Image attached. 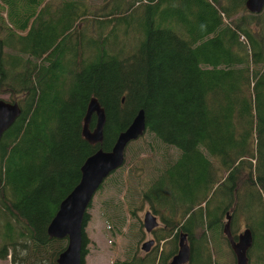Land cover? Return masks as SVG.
Returning a JSON list of instances; mask_svg holds the SVG:
<instances>
[{
  "label": "trees",
  "instance_id": "obj_1",
  "mask_svg": "<svg viewBox=\"0 0 264 264\" xmlns=\"http://www.w3.org/2000/svg\"><path fill=\"white\" fill-rule=\"evenodd\" d=\"M0 92L22 109L0 139L1 258L57 264L67 239L48 226L61 201L85 159L110 149L144 108L146 132L179 150L142 191L167 226L158 264L178 251L179 231L189 263L226 264L224 225L229 213L237 238L240 207L252 219L250 264H264V9L251 12L246 0H0ZM93 97L106 113L102 143L83 133Z\"/></svg>",
  "mask_w": 264,
  "mask_h": 264
},
{
  "label": "rangeland",
  "instance_id": "obj_2",
  "mask_svg": "<svg viewBox=\"0 0 264 264\" xmlns=\"http://www.w3.org/2000/svg\"><path fill=\"white\" fill-rule=\"evenodd\" d=\"M136 25L140 27L139 18ZM0 97L11 101L9 93L0 92ZM146 131L132 141L122 167L107 179L104 187L96 192L92 200V206L89 208L91 218L86 225L89 252L84 264H111L115 260L133 256H153L154 264H158L162 249L169 251L168 237L160 242L158 238V235L163 233L162 228L167 227L160 214L154 211L160 221L155 230L149 232L144 225L145 214L152 208L149 201L142 198V191L147 187V182L159 173L166 158L176 157L179 150ZM248 219L246 212L240 207L235 224L237 234L247 226ZM149 239H154L155 244L148 253L142 248V244ZM158 244L159 251L156 250ZM222 247L227 251L222 262L225 260L226 264H236V257L234 262V251L228 239L222 241ZM0 264H13L11 254L6 258L0 257Z\"/></svg>",
  "mask_w": 264,
  "mask_h": 264
},
{
  "label": "water",
  "instance_id": "obj_3",
  "mask_svg": "<svg viewBox=\"0 0 264 264\" xmlns=\"http://www.w3.org/2000/svg\"><path fill=\"white\" fill-rule=\"evenodd\" d=\"M246 6L251 12L258 13L264 9V0H246ZM21 111V106L17 101L0 97V139ZM93 113L97 114V123L94 128H91L89 124ZM105 121V108L96 97H93L88 106L83 128V133L90 142H103ZM146 130V112L144 108H140L131 123L118 134L110 149H104L101 146L85 159L81 166L79 182L61 201L48 226L50 236L67 239L64 250L57 258V264H83L84 220L90 203L105 179L124 164L128 144L140 137ZM227 216L224 231L234 251L236 264H250L248 252L254 242L253 231L246 226L236 238L231 230V215L228 213ZM159 223L157 215L152 210H148L144 218L147 231H151ZM178 236V251L168 264H186L191 259L192 250L188 233L179 231ZM154 244L155 240L149 239L143 242L142 248L149 251Z\"/></svg>",
  "mask_w": 264,
  "mask_h": 264
},
{
  "label": "flooded vegetation",
  "instance_id": "obj_4",
  "mask_svg": "<svg viewBox=\"0 0 264 264\" xmlns=\"http://www.w3.org/2000/svg\"><path fill=\"white\" fill-rule=\"evenodd\" d=\"M156 215H157V214H156ZM157 217H158V215H157ZM143 222H144V221H143ZM152 230H154V228H153ZM152 230H151V231H152ZM149 232H150V231H149Z\"/></svg>",
  "mask_w": 264,
  "mask_h": 264
}]
</instances>
